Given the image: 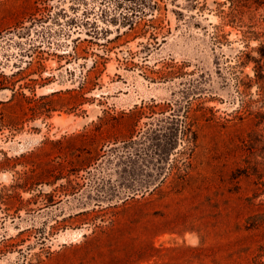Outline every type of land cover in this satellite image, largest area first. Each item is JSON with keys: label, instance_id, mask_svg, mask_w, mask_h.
Listing matches in <instances>:
<instances>
[{"label": "rangeland", "instance_id": "obj_1", "mask_svg": "<svg viewBox=\"0 0 264 264\" xmlns=\"http://www.w3.org/2000/svg\"><path fill=\"white\" fill-rule=\"evenodd\" d=\"M234 1L0 0V264H264V0Z\"/></svg>", "mask_w": 264, "mask_h": 264}, {"label": "trees", "instance_id": "obj_2", "mask_svg": "<svg viewBox=\"0 0 264 264\" xmlns=\"http://www.w3.org/2000/svg\"><path fill=\"white\" fill-rule=\"evenodd\" d=\"M230 2V9H231V12H233L234 10H236V8H238L240 5L238 4V2L236 3L234 0H229ZM81 167V166H80ZM69 189H75L73 186H72V183H71V180H68V183L67 184H61L60 186V190L66 192V191H69ZM140 202L138 200V198H135V196H131L130 199H125L121 202L120 206H117L116 208L117 211H114L112 212V216L114 218H111V222L113 225H118L119 224V215L122 213H130L134 210V204L135 203H138ZM132 203V204H131ZM115 208V209H116ZM79 214H83V215H86L88 214V211H83ZM22 234V232H20L17 236H20Z\"/></svg>", "mask_w": 264, "mask_h": 264}, {"label": "bare ground", "instance_id": "obj_3", "mask_svg": "<svg viewBox=\"0 0 264 264\" xmlns=\"http://www.w3.org/2000/svg\"><path fill=\"white\" fill-rule=\"evenodd\" d=\"M62 117H63V116H62ZM62 117H61V120H62V121H63V120H65V119H63L64 117H63V118H62ZM65 117H66V116H65ZM65 121H67V118H66V120H65Z\"/></svg>", "mask_w": 264, "mask_h": 264}]
</instances>
